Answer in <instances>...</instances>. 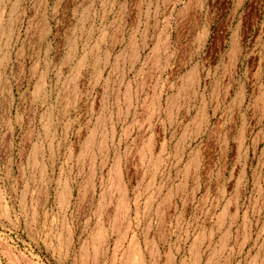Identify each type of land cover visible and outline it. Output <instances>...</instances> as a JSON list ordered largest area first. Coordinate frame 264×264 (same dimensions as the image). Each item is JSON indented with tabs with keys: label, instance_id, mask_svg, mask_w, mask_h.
Returning <instances> with one entry per match:
<instances>
[{
	"label": "rangeland",
	"instance_id": "obj_1",
	"mask_svg": "<svg viewBox=\"0 0 264 264\" xmlns=\"http://www.w3.org/2000/svg\"><path fill=\"white\" fill-rule=\"evenodd\" d=\"M259 1L0 0V264H264Z\"/></svg>",
	"mask_w": 264,
	"mask_h": 264
},
{
	"label": "crops",
	"instance_id": "obj_2",
	"mask_svg": "<svg viewBox=\"0 0 264 264\" xmlns=\"http://www.w3.org/2000/svg\"><path fill=\"white\" fill-rule=\"evenodd\" d=\"M262 2L263 0H260L255 4L256 6L253 8L254 15L248 18L247 21H237L239 26L247 27V33L245 34L246 48L242 46L240 55L241 59L244 58L247 79H249V74L252 75V81L250 79V81L246 83L247 88H253V77L256 72L264 74V17H260ZM216 23L218 24V22ZM219 25L220 24H218V26ZM242 37H244V34ZM230 42L229 36H222L221 34L215 36L214 44L211 43L207 45V40H205L202 59L206 90H231L233 88L232 84L235 79L232 82L231 74L232 72L234 74L238 68V61L237 53L233 52V50H235L232 48L233 44H230L231 47L228 48ZM183 75L184 73L181 77ZM228 106H230V103H228ZM222 115H224V113H222Z\"/></svg>",
	"mask_w": 264,
	"mask_h": 264
}]
</instances>
